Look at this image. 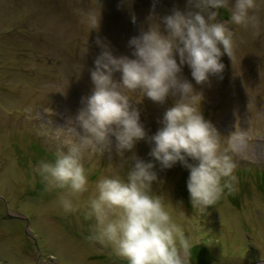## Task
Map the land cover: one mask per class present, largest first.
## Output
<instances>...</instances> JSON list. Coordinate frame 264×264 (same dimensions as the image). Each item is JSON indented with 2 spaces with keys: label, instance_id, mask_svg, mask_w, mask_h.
<instances>
[{
  "label": "rangeland",
  "instance_id": "rangeland-1",
  "mask_svg": "<svg viewBox=\"0 0 264 264\" xmlns=\"http://www.w3.org/2000/svg\"><path fill=\"white\" fill-rule=\"evenodd\" d=\"M189 7L188 0H0V264H127L111 247L86 238L94 220L82 211L62 212V190L45 191L34 165L76 140L75 117L93 90L91 70L102 45L132 56L129 40L152 19ZM92 11L100 24L90 31L82 21ZM219 11L235 34L233 56L225 53L222 73L204 83H196L187 64L181 76L202 93V112L237 164L235 190L206 211L194 209L190 170L180 162L161 167L149 154L148 137L178 98L170 95L164 103L134 101L147 136L124 157L114 147L86 153L89 185L80 200L94 193L100 177L126 175L135 153L154 161L152 190L191 235V264H264V4L256 29L232 25L230 10ZM241 133L246 143L232 150L229 142Z\"/></svg>",
  "mask_w": 264,
  "mask_h": 264
},
{
  "label": "clouds",
  "instance_id": "clouds-1",
  "mask_svg": "<svg viewBox=\"0 0 264 264\" xmlns=\"http://www.w3.org/2000/svg\"><path fill=\"white\" fill-rule=\"evenodd\" d=\"M188 3L191 7L187 10L177 8L152 19L147 29L133 36L129 40L132 56H117L102 45L91 70L93 90L82 98L83 107L75 117L79 125V130L75 127L76 140L66 149L57 148L52 160L42 159L34 165L45 191L62 190L57 192L62 212L82 211L85 219L94 220L86 238L111 247L127 264H191L194 247L191 235L177 223L168 202L152 190L157 180L153 160L133 153L134 163L126 175L100 177L94 193L80 200L88 191L90 169L84 161L90 149L111 153L114 147L124 157L147 136L134 101L148 97L164 103L170 95L178 97L165 110L162 126L148 137L152 142L149 154L161 167L180 162L190 170L187 188L194 209L206 211L226 192L235 190L237 164L229 149L221 147L216 126L202 112V93L182 78L181 72L187 64L197 84L222 73L221 57L225 53L233 56L235 34L218 19L219 10H230L232 25L256 29L264 0ZM82 22L91 31L99 27L100 16L92 11ZM116 72L121 73L119 79ZM245 143L241 133L229 146L235 150Z\"/></svg>",
  "mask_w": 264,
  "mask_h": 264
}]
</instances>
